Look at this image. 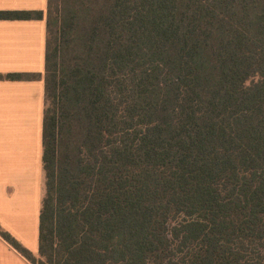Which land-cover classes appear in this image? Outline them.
<instances>
[{"label": "trees", "instance_id": "1", "mask_svg": "<svg viewBox=\"0 0 264 264\" xmlns=\"http://www.w3.org/2000/svg\"><path fill=\"white\" fill-rule=\"evenodd\" d=\"M46 21L38 254L0 234L34 264H264V0H48Z\"/></svg>", "mask_w": 264, "mask_h": 264}, {"label": "crops", "instance_id": "2", "mask_svg": "<svg viewBox=\"0 0 264 264\" xmlns=\"http://www.w3.org/2000/svg\"><path fill=\"white\" fill-rule=\"evenodd\" d=\"M47 6L48 0H0V11H43L40 18L0 16V229L36 255L45 194ZM0 264L34 263L0 234Z\"/></svg>", "mask_w": 264, "mask_h": 264}]
</instances>
